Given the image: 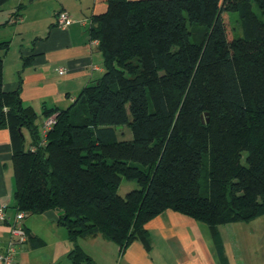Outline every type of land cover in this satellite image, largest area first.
<instances>
[{"label": "trees", "instance_id": "obj_1", "mask_svg": "<svg viewBox=\"0 0 264 264\" xmlns=\"http://www.w3.org/2000/svg\"><path fill=\"white\" fill-rule=\"evenodd\" d=\"M89 31L104 73L44 111L56 115L46 137L19 90H4L0 54V128L21 141L16 211L57 210L76 264L93 262L79 237L148 245L146 224L165 209L213 229L263 215L264 0H108ZM124 178L139 186L122 195Z\"/></svg>", "mask_w": 264, "mask_h": 264}, {"label": "crops", "instance_id": "obj_2", "mask_svg": "<svg viewBox=\"0 0 264 264\" xmlns=\"http://www.w3.org/2000/svg\"><path fill=\"white\" fill-rule=\"evenodd\" d=\"M107 1L8 0L0 9L4 90H19L23 105L38 114L40 127L44 111L69 107L85 86L103 75V54L98 40L91 39L89 26L95 14L107 10ZM62 9L75 17L66 27L56 19ZM58 67L66 72L59 74ZM23 133L29 145L30 132L23 128ZM20 146L9 125L0 128V206L6 205L8 217L0 221V251L7 245L16 212L13 155ZM256 218L213 229L190 215L165 209L146 224L148 245L134 239L122 249L101 234L79 237L77 243L93 261L79 264H264V242L258 241L259 226L253 223ZM58 220L55 209L25 216L29 234L44 242L28 240L20 245L14 264H76L69 256L74 242Z\"/></svg>", "mask_w": 264, "mask_h": 264}, {"label": "built area", "instance_id": "obj_3", "mask_svg": "<svg viewBox=\"0 0 264 264\" xmlns=\"http://www.w3.org/2000/svg\"><path fill=\"white\" fill-rule=\"evenodd\" d=\"M17 18H20L18 15ZM56 19L60 26L66 27L68 24L75 20V17L66 9H62L57 12ZM96 40V39H95ZM59 74H64L66 69L64 67L56 68ZM56 115L52 114L48 116L42 125V134L47 136V132L55 123ZM45 142V139L43 140ZM6 205L0 206V221H7L8 217L5 211ZM25 212L16 211L10 221V235L7 241V245L4 250L0 251V264H14L17 254V250L20 245L26 243L29 238L28 231L24 224Z\"/></svg>", "mask_w": 264, "mask_h": 264}, {"label": "rangeland", "instance_id": "obj_4", "mask_svg": "<svg viewBox=\"0 0 264 264\" xmlns=\"http://www.w3.org/2000/svg\"><path fill=\"white\" fill-rule=\"evenodd\" d=\"M254 10L259 15L262 16V14H261L262 12H261L260 8L255 4H254ZM231 16H232L233 24L235 25L237 32H239V29H240L239 15L237 12H232ZM116 129H117V132H118L120 137H122V136L123 137H132V132L127 126H125V125L117 126ZM138 186L139 185H138V182L136 180H129V179L124 178L122 181V184L119 188V192H120V194L125 195L130 189L136 188ZM263 219H264V214L262 216H260L259 218H256L255 222H253L256 226H259L258 230H257L256 237L258 238V241H260V242H264V229H260V228L264 227ZM259 252H261V250Z\"/></svg>", "mask_w": 264, "mask_h": 264}]
</instances>
